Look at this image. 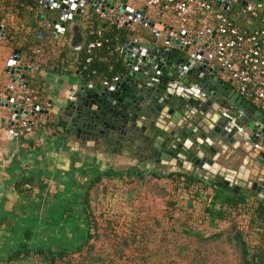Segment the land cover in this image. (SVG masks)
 <instances>
[{
	"label": "water",
	"instance_id": "1",
	"mask_svg": "<svg viewBox=\"0 0 264 264\" xmlns=\"http://www.w3.org/2000/svg\"><path fill=\"white\" fill-rule=\"evenodd\" d=\"M130 1L41 3L47 11L59 14L52 21L57 37L66 33L67 24L79 30L76 18L114 10L118 3L120 12L129 18L126 24L137 19L153 29L154 23L145 17L147 7L136 11L129 6ZM234 1L217 0L215 4L227 10ZM240 1L248 6L247 0ZM162 27V32L153 29L155 38L144 39V45L132 40L121 48L120 57L128 69L121 82L100 90L93 86L72 90L55 115V125L50 122L49 127L62 131L65 139L74 141L84 153L100 152L105 140H113L128 155H158L157 164L172 161L171 165L202 171L226 189L239 187L244 193L264 197V111L221 75L223 69L205 59L213 38L203 43L199 38L203 33L191 40L184 30L173 32ZM5 34L6 27L0 25V37ZM21 54L14 51L6 72L13 83L30 87L25 72H32V68L19 64ZM9 101L13 103L11 125L22 116L29 117L14 98ZM42 106L40 102L31 112L35 128L38 123L33 117L50 114Z\"/></svg>",
	"mask_w": 264,
	"mask_h": 264
},
{
	"label": "crops",
	"instance_id": "2",
	"mask_svg": "<svg viewBox=\"0 0 264 264\" xmlns=\"http://www.w3.org/2000/svg\"><path fill=\"white\" fill-rule=\"evenodd\" d=\"M214 1L215 4L217 0ZM247 2L248 6H242L240 0H235L227 10L215 4L212 13L192 9L185 30L188 39L198 38L203 33L199 38L203 43L213 38L210 49L213 48L220 39L215 18L218 13L231 19L242 35H253L261 27L255 19L262 17L264 21V8L256 17L251 8L260 3L264 6V0ZM129 6L140 12L147 7L145 17L154 23L156 31L162 32V26L172 28L173 32L183 31L176 12L166 8L165 2L149 6L146 0H131ZM120 7L118 3L115 10ZM58 18V13L47 11L43 5L25 6L20 0H0V25L6 27L5 37H0V261L9 259L23 247L63 250L83 244L89 229L83 204L84 193L94 178L102 174L117 175L116 172H119L118 169L111 170L112 164L104 157L95 156L92 150L84 153L74 141L65 139L67 135L62 131L48 125L55 121L58 109L69 100L72 90L90 86L103 88L104 80L113 79L108 75L103 79L99 76L96 80L85 77L83 72H88L92 65H88L86 60L84 69H80L85 54L86 59L88 57L86 48L90 41L100 39L104 45L109 43L103 29L93 23L95 19L101 20L97 13L76 18L79 30L75 31L67 24L66 33L59 37L52 25V21ZM125 18L128 19L126 15ZM126 26L133 32L130 41L138 40L144 45V39L155 38L153 29L139 21ZM93 30L95 34H92ZM16 49L22 52L19 64L32 68V72H25L29 88L42 96V109L50 113L33 117L38 125L25 137H18L12 129L13 103L9 98H13V94L7 91V86L13 82L6 69ZM122 61L125 75L128 69ZM108 66L110 73L113 68ZM95 73L94 70L93 75ZM221 75L231 81L226 72ZM232 86L238 91L237 83L232 81ZM24 179H29L34 185L28 186L29 193L22 194L16 186ZM230 196L228 192L219 193V204Z\"/></svg>",
	"mask_w": 264,
	"mask_h": 264
},
{
	"label": "trees",
	"instance_id": "3",
	"mask_svg": "<svg viewBox=\"0 0 264 264\" xmlns=\"http://www.w3.org/2000/svg\"><path fill=\"white\" fill-rule=\"evenodd\" d=\"M41 1L20 0L25 6L34 7L41 6ZM96 19L93 23L95 26L97 25L96 27L103 29L104 36L109 40V43L95 52L94 63H92L88 72H83V75L91 80H96L99 76L103 79L106 75L110 79L114 78L117 74L122 76L124 75L125 67L120 57V51L116 50L119 47L122 48L130 41V36L133 32L132 30L129 31L126 25L117 27V25L110 24L107 21H97ZM255 20L261 25L259 28L264 29L262 17ZM91 39L92 37H90ZM101 59L107 62H103ZM85 60L86 54L84 62L80 67L81 70L84 69ZM108 65L113 68V71L111 70L110 73ZM94 70L96 73L93 75ZM132 176L128 174L126 176L123 174H102L92 180L84 193L83 200L89 227L87 239L83 244L76 248L63 250H53L50 248L31 250L23 247V249L10 256L9 259L0 261V264H19L32 258H36L40 264H156L160 257L161 259L163 257L166 258V261L168 260L166 264H219L214 251L207 248V246L198 247L195 250L194 256H191L189 248L180 242V240L183 238L189 240L192 237L199 240L200 246L226 240L227 243L239 251L240 264H264V197L255 196L247 198L245 195L230 196L221 203L220 209H217L215 201L219 199L218 195L221 192L219 189L216 188L215 190L213 188L215 201L212 200L209 203L206 197H204V193L206 188L210 187L196 177H184L174 174L169 177L158 178V175H149L156 180L163 178L171 180L177 184L176 191L183 190L188 196L203 201L206 206L201 216L195 220V223H192V210L186 212L185 222L179 221V218L175 220L172 211H183V207L179 206L177 200H169L167 206L171 211L169 210L167 215L163 217V220L167 221L165 222V227H162V221L157 219L154 225H145L144 222L143 227L139 220L136 223L131 220L132 228L129 227V231L119 235L116 229L120 224L118 225V223L116 224L114 221L107 219L103 213H100V219L96 216L92 209V191L99 184H102L105 177L124 181V178ZM135 178L137 181L146 183L145 174L142 172L137 173ZM30 185L33 186L34 183L30 182L29 179H24L17 184L16 189L22 194L29 193L31 190L28 186ZM213 202L215 203L213 204ZM129 203L131 205L134 202L133 200H129ZM236 215L246 218L247 226L250 228V232L248 233H251V236L245 234L233 222V216ZM228 222H231L229 223L228 232L220 230L209 236H206L203 231H199L192 226L193 224L204 226L209 223L221 225ZM133 223L136 226H133ZM176 223L181 226L178 231H176ZM174 248H178L175 260L170 259L172 249Z\"/></svg>",
	"mask_w": 264,
	"mask_h": 264
},
{
	"label": "built area",
	"instance_id": "4",
	"mask_svg": "<svg viewBox=\"0 0 264 264\" xmlns=\"http://www.w3.org/2000/svg\"><path fill=\"white\" fill-rule=\"evenodd\" d=\"M147 5L153 6L161 2L166 3V8H171L177 14L181 30H186L189 23V14L192 9H197L202 13H212L215 7L214 0H146ZM264 8L260 3L256 8H251L252 14L258 16L259 10ZM97 15L101 20L108 21L117 27H123L129 21L125 15L118 10H107L106 12L98 10ZM217 20V31L220 35L213 48L205 54V59L212 65L216 64L226 72L231 81L238 85L239 93L257 105L264 111V29L256 31L253 35H242L232 20L225 14L215 15ZM134 21H137L135 19ZM201 22V19H199ZM148 27V24L145 23ZM51 26V24H48ZM101 35V31L98 32ZM95 31L93 30V33ZM173 35V33H172ZM191 41V40H190ZM188 40V43L190 42ZM104 42L100 39L90 41L87 45V64L93 63L94 52L103 48ZM121 51V48H117ZM38 53L39 50H38ZM121 81V76H115L112 80H104L103 85L109 87ZM7 91L13 94L14 103L23 112H28L29 117H23L15 121L12 129L18 137H25L35 130V124L31 122V112L41 101L39 93L34 92L29 87L19 82L7 86Z\"/></svg>",
	"mask_w": 264,
	"mask_h": 264
},
{
	"label": "rangeland",
	"instance_id": "5",
	"mask_svg": "<svg viewBox=\"0 0 264 264\" xmlns=\"http://www.w3.org/2000/svg\"><path fill=\"white\" fill-rule=\"evenodd\" d=\"M95 152V151H93ZM118 170H124L122 166H115ZM124 175V173H123ZM127 174H125L126 176ZM136 173L132 177L121 179L105 177L102 184H99L92 191L93 204L92 209L96 216L100 219V213H103L107 219L114 221L120 226L117 227L116 231L119 235L129 231V227L132 228V221L136 223L139 220L145 225H154L155 220L162 221V227H165V220L163 217L167 215L168 209L167 202L169 200H177L179 206L183 207V211H172L175 220L179 218V221L185 222L186 212L193 211L192 223L201 216L204 207L206 206L202 200H196L194 197H190L183 190L176 191L177 184L167 179L156 180L145 173L146 183L135 180ZM182 188V186H180ZM204 197L210 203L212 200L215 201V192L211 188H206ZM129 200H133V204L130 205ZM217 203V209H220V200L215 201ZM213 202V204L215 203ZM171 211V210H170ZM234 217V219H233ZM232 220L241 230L251 236L250 228L247 226L246 218L242 216H233ZM132 220V221H131ZM149 220V221H147ZM133 226H136L134 225ZM229 223L217 224L209 223L204 226L192 225L195 229L201 230L206 236L215 234L220 230L228 232ZM177 225L176 231L180 229V225ZM168 226V225H167ZM227 234V233H226ZM252 241H254L252 239ZM186 245L191 251V256L195 254V250L198 247H205L214 251L216 260L219 264H240L239 251L226 242V240L216 243H210L207 245L200 246L199 240L192 237L189 240L183 238L180 240ZM178 248L172 249L170 259L177 258ZM189 254V253H188ZM175 260V259H174ZM168 261V260H167ZM166 258L160 257L156 264H166ZM179 261V258H178ZM19 264H40L36 258L29 259L26 262Z\"/></svg>",
	"mask_w": 264,
	"mask_h": 264
},
{
	"label": "flooded vegetation",
	"instance_id": "6",
	"mask_svg": "<svg viewBox=\"0 0 264 264\" xmlns=\"http://www.w3.org/2000/svg\"><path fill=\"white\" fill-rule=\"evenodd\" d=\"M123 80V77L121 76V81ZM120 81V82H121ZM114 84H111L109 87L113 86ZM109 87H103V88H109ZM103 88H97L98 90ZM106 142L103 143V150L100 152H93L95 156L104 157L107 159L106 161H109L112 164L111 170H117L115 166H122L124 170H118L119 172H116L117 174L120 173H129L130 175L134 173H146L149 175H158V178L161 177H169L172 175H182L184 177H196L206 183L207 186H210L212 189L214 188L216 190L219 189L220 192H228L231 196H239V195H245L247 198L249 197H255L252 195H249L247 193H244L241 188H225L222 184L217 183L215 180L211 181V178L208 176H205L206 174L202 171H196L193 168L188 169L186 167L180 168L177 165H171L172 161L168 165H161L157 164L158 161V155H144L141 154H129L123 153L124 150H120L118 148V144L113 140H105ZM125 149V148H123ZM127 150V149H126ZM125 150V151H126ZM157 156V157H156ZM164 179V178H163Z\"/></svg>",
	"mask_w": 264,
	"mask_h": 264
}]
</instances>
